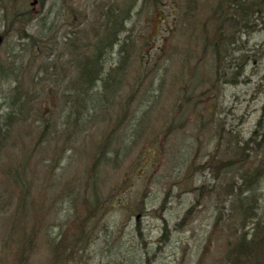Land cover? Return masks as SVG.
I'll return each instance as SVG.
<instances>
[{
	"label": "rangeland",
	"instance_id": "1",
	"mask_svg": "<svg viewBox=\"0 0 264 264\" xmlns=\"http://www.w3.org/2000/svg\"><path fill=\"white\" fill-rule=\"evenodd\" d=\"M141 1L126 29H131L137 42L145 39L147 48L143 53L150 49L153 53L160 49L168 51L170 37L174 34L173 3L176 0H162L158 9L147 4L142 6ZM31 2L35 4L30 6ZM97 3L100 0H26L22 10L35 18L26 34L41 39L38 47L44 42L51 48L57 47L76 26L92 21V10ZM3 4L4 0H0V34L4 39L0 63L7 65L8 61H17L14 68L18 74L22 69L23 82L30 85L28 80L37 70L36 62L43 57L29 61L22 47L26 40L15 33L11 17L4 14ZM177 10H181L178 3ZM40 24L44 25L43 31ZM174 43L180 50L175 56L176 64H151L150 68L158 69L157 74L152 84L149 83L151 78L142 84L141 74L148 65L142 64L145 59H138L131 67L132 72L128 70L127 83L118 94L126 105L114 108L107 122L97 119L99 126L71 144H65L64 138L51 137L48 144L44 143L47 150L42 147L43 151L37 153L32 135L22 141L18 138L20 134L24 136L25 131L18 132L19 137L16 133L12 135L18 148L8 150L7 146L0 152V264H10L16 252L17 264H222L227 239L233 237L228 230L233 197L224 189L227 184L237 187L241 180L237 170L229 174L228 179L219 174L215 176L207 161L216 153L222 155L228 132L233 139H246L262 115L264 33L254 34L248 42V49L263 46L257 70L252 71V68L246 78L225 89L224 96L218 99L221 105L215 111L212 126L205 127L203 132L197 130L202 121L199 120L195 127L187 125L183 136H167L166 140L163 132L174 115L177 92L182 91L191 78L189 74L179 79L183 69L179 59L190 46L181 37H175ZM117 60L114 53L106 68L115 67ZM192 65L188 67L193 74ZM195 65L198 66L196 76L208 71L206 64ZM29 66L33 68L28 74ZM36 78L34 83H38L41 76ZM42 83L48 85V88L43 87L45 92L53 87V81ZM6 88L0 85V126L5 120L4 108L7 109ZM147 90L150 95H146L141 105L140 99L133 103L126 100L128 95L140 98ZM60 108L52 112L54 122L58 116L60 123L69 121L67 112ZM144 113L147 115L143 116ZM119 117L127 121L116 129L118 133L114 138H120L125 128L127 135L122 138L123 146L119 141L116 146L125 148L124 153L130 150V155L125 156L119 169L120 158L115 160L113 153L108 155L110 166L90 176L95 150L103 134L113 138ZM30 132L29 127L26 133ZM134 143L137 144L133 147ZM185 146L187 149H183ZM181 153V158L185 157L183 166L177 164ZM15 175L18 176L16 181ZM260 192L264 195V180L260 183ZM261 200L264 201V196ZM188 210L191 212L186 214ZM216 217L220 222H214ZM247 225L251 227L252 222ZM49 240L61 242L51 245L47 243ZM11 246L15 248L14 253L6 249Z\"/></svg>",
	"mask_w": 264,
	"mask_h": 264
},
{
	"label": "trees",
	"instance_id": "2",
	"mask_svg": "<svg viewBox=\"0 0 264 264\" xmlns=\"http://www.w3.org/2000/svg\"><path fill=\"white\" fill-rule=\"evenodd\" d=\"M25 1L4 0V14L11 17L15 33L21 34L22 39L26 40L22 47L29 55V61L43 58L36 62L37 70L28 80L30 85L23 82V71L20 69L18 74L14 62L8 61L7 65L0 63V85L7 86L8 92L7 109L4 108L5 112L2 114L5 120L0 126V152L7 146L8 150L9 147L18 148L12 135L16 133L19 137L18 132L22 130L25 135L20 134L18 139L22 141L32 135L34 150L38 153L39 150L43 151L42 147L47 150L44 143L48 144L51 137L58 140L64 138L65 144H71L99 126L101 123H96L97 119L107 122L112 118L114 108L117 109L121 104L126 105L119 99L118 94L127 83L128 70L132 72L131 67L138 59H145L142 64L148 65V69L141 74L142 84L148 78H151L149 83L152 84V78L157 74L158 69L153 70L154 66L150 68L151 64L173 66L177 63L175 56L180 50L179 45L174 43L175 37L184 38L186 45L190 46V49L183 51L182 58L179 59L183 68L179 79L189 74L191 78L188 79V85L177 92L178 102L174 115L163 134L166 135V140L167 136H183L185 127H195L199 120L202 121L198 123L197 130L203 132L205 127L214 123L215 111L221 105L218 99L224 96L225 89L239 83L241 78H246L252 68V71L257 70L255 67L259 64L258 57L263 52V46L248 49V42L254 34L264 33V0H176L173 3L175 10L177 3L181 10H173L175 27L174 34L170 37L169 50L160 49L156 53L151 49L143 53L147 48L145 39L141 38L137 42L131 29H126L139 0H100V3H97L100 5L96 4L92 10V21L76 26L73 33H68L57 47L53 45L52 48L45 42L38 47L41 39L27 36L26 32L33 27L30 23L35 18L22 10ZM161 1L141 2L142 6L147 4V7L157 8ZM37 22L39 24V20ZM43 28L44 25L40 24V31H43ZM56 50L57 55L53 58ZM114 53L118 56L117 65L106 68ZM200 63L206 64L208 71L196 76L198 66L195 64ZM190 64H193V74L192 69L188 67ZM32 68L33 66L28 67V74ZM39 75V82L34 83L33 80L38 79L36 77ZM43 81H53V87L45 92L44 88H48V85L42 83ZM149 91L143 93L140 98L128 95L126 100L133 103L140 99L141 105L146 95H150ZM59 106L62 111L67 112L66 118L69 121L60 123L58 116L54 122L52 112ZM261 111V117L255 121L253 130L246 139H233L228 132V142L222 155L216 153L207 161L208 166L213 167L210 169L215 176L219 174L220 177L227 176L228 179L229 174L237 170L241 180L237 187L227 184L224 189L233 197L228 230L237 232L236 237L235 233L233 234L235 241L227 249L224 264H264V201L261 200L264 195L260 192V183L264 180V104ZM146 115L147 113H144L143 116ZM193 116L195 119H192ZM126 121L125 117L123 120L119 117L112 139L103 134V140L95 150L93 162L89 167L90 176L105 166H110L108 155L113 153L115 160L120 158L119 163L116 162L117 169L124 163L125 156L130 155V150L124 153L125 148L116 146L118 141L120 146H123L122 138L127 135L125 125L120 138H114L118 133L116 129L122 126L123 122L126 124ZM119 122L121 125H118ZM29 127L31 132L27 134ZM111 131L109 130V133ZM223 138V134L220 135L221 144ZM182 140L183 138L180 142ZM136 144L134 143L133 147ZM185 148L187 149V146L183 149ZM150 150L147 149L146 153L149 154ZM182 154L177 161L180 166H183L185 159L181 158ZM7 174L5 171L4 175ZM17 179L18 176L15 175V181ZM48 181L49 179L46 183ZM95 209L96 204L93 205L92 212ZM190 212L191 210H188L186 214ZM219 220V217L215 218V222ZM247 222H252V226L247 227ZM232 239L227 241L231 242ZM6 249L14 253L15 248L11 246ZM261 250L263 253L259 255ZM16 253L10 264H17Z\"/></svg>",
	"mask_w": 264,
	"mask_h": 264
},
{
	"label": "water",
	"instance_id": "3",
	"mask_svg": "<svg viewBox=\"0 0 264 264\" xmlns=\"http://www.w3.org/2000/svg\"><path fill=\"white\" fill-rule=\"evenodd\" d=\"M0 43H1V37H0Z\"/></svg>",
	"mask_w": 264,
	"mask_h": 264
}]
</instances>
